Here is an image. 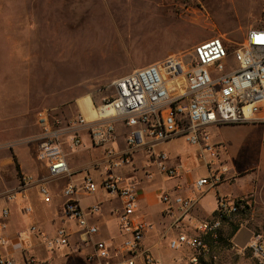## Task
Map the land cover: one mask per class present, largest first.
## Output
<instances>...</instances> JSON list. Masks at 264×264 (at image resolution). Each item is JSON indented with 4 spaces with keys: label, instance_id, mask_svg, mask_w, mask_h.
Segmentation results:
<instances>
[{
    "label": "built area",
    "instance_id": "2783aa9c",
    "mask_svg": "<svg viewBox=\"0 0 264 264\" xmlns=\"http://www.w3.org/2000/svg\"><path fill=\"white\" fill-rule=\"evenodd\" d=\"M110 87L113 95L94 102L93 106L107 112L106 116L90 120L78 104L75 115L59 119L50 109L37 114L40 136L36 157L48 173L37 183L40 197L50 202L49 181L72 176L67 150L85 148L102 150V157L93 165L101 170L99 180L86 174L82 183L68 181L63 188L61 219L63 225L53 234L36 223L8 233L11 209H0V264H40L34 255L36 244L55 251L70 244L73 232L67 224L77 227L78 244L87 246L99 234L90 217L101 213V204L85 210L78 194L94 195L102 190L108 197L118 199V221L124 237L119 246L105 240L95 243V253L89 264H162L152 250L145 246L153 225L139 215L141 183L136 176L142 170L148 180L160 174L168 180L180 179L181 168L170 164L167 151L158 150L161 143L183 138L196 149V156L207 174L192 183L198 196L160 193L163 215L171 219L169 248L179 253L180 264H213L210 253L219 244L224 224L247 213L252 206L248 197L232 199L221 196L211 219L200 220L192 211L202 196L216 191L229 180V167L221 159L224 146L211 142V127L264 122V27L248 30L244 41L236 44L224 36L205 40L189 50L171 54L165 59L132 71L116 80ZM92 96V95H91ZM86 137V139H85ZM123 139L124 147L119 146ZM142 155L143 165L137 166L136 156ZM129 171L130 173H124ZM132 172V173H131ZM190 173V170H187ZM31 177L23 178L16 193L7 200L21 206L24 215L34 217V207L28 203L26 188ZM241 252L250 251L264 264V238L251 233L242 240Z\"/></svg>",
    "mask_w": 264,
    "mask_h": 264
},
{
    "label": "rangeland",
    "instance_id": "374dc122",
    "mask_svg": "<svg viewBox=\"0 0 264 264\" xmlns=\"http://www.w3.org/2000/svg\"><path fill=\"white\" fill-rule=\"evenodd\" d=\"M201 1L191 4L194 9L187 15H175L167 0H0V190L8 196L23 184L14 157L19 164L32 165L36 177H48L36 157L38 112L50 109L59 119L71 117L79 99L92 95L98 103L110 98L111 83L136 67L219 36L241 44L251 24L264 27V0ZM177 141V149L190 148L183 138ZM167 147L161 143L157 149ZM189 155L194 171L204 173L196 154L184 159ZM101 157L102 151L85 152L82 160ZM64 183L59 179L47 184L51 192L61 194ZM29 187H35L36 214V207L46 205L37 182ZM246 197L251 209L224 224L222 241L210 253L213 264H261L250 251H240L235 245L240 239L230 238L235 228L264 238V181L257 203L253 194ZM106 199L99 190L87 202ZM205 199L209 209L215 208L213 192ZM58 201L52 202L54 210ZM51 224L46 225L48 231ZM177 255L169 256L170 263L160 260L171 264Z\"/></svg>",
    "mask_w": 264,
    "mask_h": 264
},
{
    "label": "crops",
    "instance_id": "0c3cea01",
    "mask_svg": "<svg viewBox=\"0 0 264 264\" xmlns=\"http://www.w3.org/2000/svg\"><path fill=\"white\" fill-rule=\"evenodd\" d=\"M254 27L255 26L251 24L248 29L244 30V32H248V30ZM207 36H209V34ZM166 57L156 60L150 64L161 61ZM150 64H144L143 66L136 67L132 71L146 67ZM210 132L211 142L221 143L224 146V150L221 153V159L229 167V180L222 184L218 190L209 192H213V196L216 198L215 208L209 209L208 205L205 203V198L209 193L200 198L198 205L192 211L193 216L200 220H208L212 218L217 209V199L221 196L232 199H240L253 194V202L257 203L260 184L264 181L262 180V176L264 175V122L211 127ZM177 140L179 139L166 143L168 144L166 151L170 156V164L181 168L182 176L180 179L168 180L157 173L155 174V178L153 180H148L144 176L142 170H139L136 173V176L141 183L138 213L153 225V229L146 236L145 246L150 248L156 257L159 259H167L169 263V256L174 254L176 255V253L169 248V236L172 237L174 234L169 231L171 219L163 215L164 205L159 199L160 193L162 191H166L172 195L179 193L187 197H196L198 195L193 192L192 183L196 179L204 177L207 174V171L203 166L202 168H204V173H197L194 171L193 167H191L190 155L184 159V156H187L188 154H196V149L190 147L185 151L179 150L175 145L178 142ZM121 143L123 144V141H121ZM92 151L102 150L90 149L89 142H87L85 148L80 150H67L72 176L67 179H62V181H65L64 184L68 181L80 184L86 174H90L96 180L100 178L101 170L93 169L94 163L99 161L100 158H95L94 160H82V155L85 152ZM142 158V155L136 156L137 166L143 165ZM19 165L23 178L32 177L34 179L33 182L37 183L46 179V177H36L34 169L30 170L32 165L29 163H26V165L20 163ZM26 167H28V170ZM188 169L190 170V173L187 172ZM124 173L130 172L125 171ZM20 188L21 185L17 186L14 190L19 191ZM34 188L35 187L26 188V193L29 198L28 203L32 206L35 205ZM56 198H60V201H58L59 204H56L58 206H56V210H54L52 205ZM92 198L93 195H88L84 192H80L78 194V199L85 210L89 209L94 204H101V213L99 216H92L89 220L91 224H94L99 228V234L92 239L89 245L80 247L78 244V235L75 233L77 227L74 224H67L68 228L73 232L70 244L67 247L55 251H47L40 244H36L34 255L40 263L89 264L87 259L91 255H94V246L97 241L105 240L114 246H119L122 243L124 237L121 233L118 221V209L121 206V202L118 199H112L109 197L108 201L106 199L104 202L98 201L88 203L87 201ZM41 200L46 206L41 208L36 207V214L34 213V217L29 218L24 215L21 210L19 201L17 203L8 201L5 191L0 190V209L2 207H9L11 209V217L8 224V233L10 236H14L19 229L26 228L32 222L36 223L41 229L51 234H53L58 227L63 225L61 219L62 208L65 202L63 193L58 194L53 191L50 202H45L42 198ZM48 223H52L51 231H48L46 228ZM249 237V231L245 232L244 230H241L236 234L235 242L238 239L241 241L248 240ZM179 256L180 255L174 256L171 264H180L178 260ZM18 259L19 264H24L22 263V259L19 257ZM118 262L119 260L117 258L111 260V264H119Z\"/></svg>",
    "mask_w": 264,
    "mask_h": 264
},
{
    "label": "bare ground",
    "instance_id": "6f19581e",
    "mask_svg": "<svg viewBox=\"0 0 264 264\" xmlns=\"http://www.w3.org/2000/svg\"><path fill=\"white\" fill-rule=\"evenodd\" d=\"M78 104L87 116L88 119L93 120L98 117H103L107 115L105 109L98 110L92 104V96L86 95L78 100Z\"/></svg>",
    "mask_w": 264,
    "mask_h": 264
},
{
    "label": "flooded vegetation",
    "instance_id": "af4514ba",
    "mask_svg": "<svg viewBox=\"0 0 264 264\" xmlns=\"http://www.w3.org/2000/svg\"><path fill=\"white\" fill-rule=\"evenodd\" d=\"M169 1V2H168ZM201 3V0H167L166 3H169L168 6H171V9L175 15H179L180 13L187 15V12H190V9H194L191 4ZM179 5V7H178ZM176 6L178 8H176Z\"/></svg>",
    "mask_w": 264,
    "mask_h": 264
},
{
    "label": "trees",
    "instance_id": "16d2710c",
    "mask_svg": "<svg viewBox=\"0 0 264 264\" xmlns=\"http://www.w3.org/2000/svg\"><path fill=\"white\" fill-rule=\"evenodd\" d=\"M14 160H15V162H16V168H17L18 175H19V177L21 178L22 175H21V168H20V165H19V163H18L16 157H14ZM238 231H239L238 228H235V229L233 230V232H232L230 238H231V239L234 238V237L236 236V234L238 233ZM220 240L222 241V238H220Z\"/></svg>",
    "mask_w": 264,
    "mask_h": 264
}]
</instances>
